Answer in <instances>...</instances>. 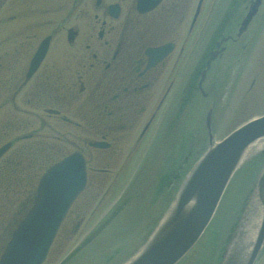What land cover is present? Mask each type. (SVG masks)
Instances as JSON below:
<instances>
[{
    "label": "rangeland",
    "instance_id": "obj_1",
    "mask_svg": "<svg viewBox=\"0 0 264 264\" xmlns=\"http://www.w3.org/2000/svg\"><path fill=\"white\" fill-rule=\"evenodd\" d=\"M19 1L20 0H0V144L8 139L19 138L22 135H30L26 134L29 131L33 132L34 135L15 143L0 157V237H2L5 231L8 233L7 236H9L16 223L30 207L35 185L41 174L40 172L47 166L46 164L51 161V157L48 159V156L46 158H41V153H46L54 143L49 137L51 135L49 130H52V126L50 125L55 123L56 128H59L62 126L63 122H61L59 118L56 119L53 116L45 114V110L53 106L62 107L63 111H67L69 118L73 120L77 119L80 123H84L85 121L88 122V119L85 117L87 104L75 105L72 103L68 105L65 103L64 107L57 106L53 98L61 97L63 84L66 85L65 79L70 77V68L67 69L65 66L59 68V60L66 59V54L70 61L75 60L76 57H78V53H80L81 50L83 51L86 42L91 41L93 43V41H95V35L89 37L86 33L79 34L73 43V48L68 46L66 29L69 25L82 24L84 27L88 26V23H92L93 25L90 18L91 15L89 14H86L83 19L76 17L66 18L73 7L70 3L71 0H58L62 2L59 7L60 11L56 10L52 13L49 10L48 14H46L48 12L47 10L44 12L39 11L37 15L22 16L16 19L13 15L16 13V7H20ZM56 1L57 0H53L51 3H43L40 5V8L43 6L46 8L48 4L51 7H56L57 3H54ZM191 1L187 2V0H182L181 14L183 17H181L183 19L180 27L181 31L185 28L188 21V15L193 3H191ZM225 1L228 3L229 0L205 1L202 16L200 17L201 28L192 34L187 43L190 49L193 48L194 55L196 46L197 50H199L205 43L207 38L205 31L210 22L215 20L218 10L221 9ZM234 1L238 2V0ZM215 2L218 4H216V7ZM213 7H215V15L213 14ZM64 9L66 12L63 11ZM261 12L262 23L260 29L256 31V28L252 26L254 29H247L242 34L246 40L243 44L249 46V48L244 55V59L236 63L243 64L244 68L240 75L241 79L237 82L238 85L234 86V90L231 93L232 86H230L218 103L219 109L216 114V120L214 119L213 126V130L215 131L214 140H219L229 130L246 119L264 113V5ZM63 14H65V18ZM212 14L213 17H211ZM36 16L38 17L36 18ZM172 20L176 22L174 18ZM57 26L63 27V30L55 35L48 57L38 70V73L33 77L30 86L25 89L20 97L16 98L20 103V107L37 109V111L42 114V117H44V120H37L35 117L30 116H21L16 111L10 109L9 97L10 95L12 96V93L18 87L22 79H20L21 76L19 74L15 73L16 70L12 76L10 74L15 68L18 70L21 69V73L26 70L30 57L36 49L40 39L45 36V34L57 29ZM198 26L197 28H199ZM247 32H251V35L247 36ZM193 37L194 40L192 41ZM69 50L73 51L69 54ZM84 54L87 57L86 51H83V55ZM71 55L73 56L70 57ZM64 65L67 67L69 66L67 59ZM7 77H9V79ZM180 80L182 81V79H178V77L175 79L176 86L172 95L176 93ZM232 93V100L230 102V107H228V102L230 101L229 99ZM170 98L166 107L158 113V123L156 122L149 133L143 137L138 150L121 170L119 164L122 162L123 153L129 144L130 138L124 137L123 145L120 144L121 146L114 157H112V153H97L93 151L94 153L96 152L95 156L97 155V157L90 162L92 170L100 167H108L112 171L120 170L121 173L118 178L122 179L118 181L117 178L115 180L117 181L116 184H114V181V192L111 190L110 195L104 199V203L100 209L97 212H92L94 202L98 196L96 194H98L104 183L107 185L109 181L106 182L107 177L105 180L101 178H90L88 188L72 205L68 217L62 229H60L57 235L58 237L54 241L44 264L58 263L64 257V254L76 243L89 239H91V243L83 249L86 251L82 252L78 259L86 257L88 261L91 260L93 263L95 261V264H105V262H97V253L107 249L111 243L117 242L121 238L128 236L133 232L135 227H143L146 223L148 224L149 221H152L153 224L156 218L163 213L166 199L169 201L178 184L176 180L161 177L160 174L167 169L169 163L183 156L186 152L189 147V144L186 143V134L189 135V133H192L194 134L195 140L196 138L200 140L199 144L192 147L194 159L200 153L202 147H207L209 145L206 131L202 129L201 123L204 110L202 103L204 101L196 97H194L193 103L185 108L186 114L177 122L174 128L164 131V134L163 132L161 133L159 126L161 125V121L168 114L167 106ZM64 100H68V94L65 95ZM173 103L174 99L169 106ZM70 130V134L68 135L70 138L75 139L71 140L75 143L86 145L85 141L87 142L90 139L96 138L95 132L86 134L87 132H84L83 128L75 126L73 122L70 126ZM158 130L160 131L158 135L155 136ZM199 130L204 131V136L198 134ZM134 132H131V134ZM84 134L88 137L84 142H81L79 139H81ZM79 136L81 137L78 139ZM55 145H60V142L55 140ZM22 146L23 148H21ZM153 146L155 149L152 153ZM21 149L29 150L26 151V154L21 153L16 156V152ZM67 150L70 149L67 147ZM88 150L89 149H87V151ZM259 150L255 152H259ZM255 152H251L249 154L250 156L247 155L243 162L251 158V154ZM105 156H108V158H104ZM40 163H42L41 166H39ZM250 164L251 163H246L242 168L236 171V174L230 180L226 194L227 197H224L221 201L223 206L216 218L217 220L215 219L221 227L225 221V216L231 220V222L229 221L230 224L233 223L232 218L226 213L230 211L232 216L235 210H229L228 205L232 199L239 197L240 191L246 184V179L252 177V170L255 169H253ZM36 165H38V169L34 168ZM229 198L231 200H229ZM116 204L130 206L122 214L120 209L117 218H113L116 213L113 210L111 211V209ZM91 214H93V216H91ZM110 215L111 218H108ZM81 216H83L84 221H88L82 224L80 230L78 229L76 233L71 234L74 235L72 239L69 240V237L65 239V236L70 234L69 229L71 221L75 222ZM213 225L214 221L207 231H210ZM137 235L141 236L142 233L139 232ZM208 239V235L203 233L197 246L192 248L178 264H211L215 262L214 259L210 258V252H212V250L210 249L208 254L209 250H207L204 245L208 243ZM132 240H137V237L130 239L131 243ZM130 242L121 243V245H123L121 249H123L126 244L130 246ZM3 245V242L0 241L1 250ZM80 251L81 250H79V252ZM108 252L114 253L116 251L111 249ZM208 255H210V257ZM213 256L215 257L214 254ZM113 257H117V254ZM257 264H264V255L259 259Z\"/></svg>",
    "mask_w": 264,
    "mask_h": 264
},
{
    "label": "flooded vegetation",
    "instance_id": "obj_2",
    "mask_svg": "<svg viewBox=\"0 0 264 264\" xmlns=\"http://www.w3.org/2000/svg\"><path fill=\"white\" fill-rule=\"evenodd\" d=\"M51 2L53 0H20V7H16L13 17L17 19L22 16L37 15L39 11L45 10L48 11L46 14L49 10L52 13L56 10L60 11L62 2L58 0L54 2L57 3L56 7L48 4L46 8L44 6L40 8L43 3ZM192 2L194 3V0ZM70 3L73 7L66 18L83 19L89 14L93 25L92 23H88L85 27L82 24L69 25L66 29L68 46L73 48V43L79 34L86 33L89 37L95 35V41L85 43L83 51L87 52V57L81 50L78 57L70 61L66 54L68 67L64 65L66 59L59 60V68L63 66L70 68V77L65 79L66 85L63 84L65 92L60 98L54 97L53 100L58 103L57 106L63 107L65 103L87 104L85 117L88 122L80 123L76 120L73 124L83 128L86 134L95 132V139L107 141V149H112V152L117 150L124 137L130 138L133 144L137 145L149 130L157 110L165 104L170 85H166L164 79H173L175 69L187 58L183 45L187 42L193 26L197 24L198 16L195 22H190L188 34L182 43L183 32L180 30L183 19L182 0H161L157 6L145 13L136 11V0H71ZM63 11L66 12L65 9ZM63 17L65 18V14ZM173 18L176 22L172 20ZM229 21L231 20H228V25H230ZM56 28L53 32L45 34V36L50 35V44L55 35L63 30L60 26ZM231 38L235 40L229 34L223 42L217 45L219 39L208 49L198 79H205L206 73L209 76L210 72L215 71L216 64L223 61L222 58L227 55L228 46L224 42ZM167 42L173 43V49L163 58L157 60L155 55L148 53V48ZM177 43L180 45L178 46ZM49 47L37 69L29 76L26 74L28 65L23 73L21 69L15 68L16 74H19L22 80L19 88L17 87L12 94L13 97L20 92L23 83L26 82L25 85L30 83L38 73L47 58ZM72 51L69 50V54ZM210 53L214 56L209 67L206 68L205 63ZM189 72L190 68L187 69L186 78L193 79ZM66 94H68L67 101L64 100ZM45 111L46 114L59 118L68 127L71 125V119L62 107L53 106ZM92 140L86 143L89 144ZM76 145L80 147L79 144ZM79 151L88 163V155L82 148H79ZM76 224H79V221Z\"/></svg>",
    "mask_w": 264,
    "mask_h": 264
},
{
    "label": "water",
    "instance_id": "obj_3",
    "mask_svg": "<svg viewBox=\"0 0 264 264\" xmlns=\"http://www.w3.org/2000/svg\"><path fill=\"white\" fill-rule=\"evenodd\" d=\"M157 1L151 0L148 4L152 6ZM259 3L260 0L253 2L242 28ZM263 135L264 116L246 123L212 146L183 180L153 235L124 264L176 263L208 224L246 148ZM83 183V162L77 155L49 168L40 178L34 204L12 233L0 264H40L59 222ZM255 197L244 211L238 234L222 264H252L264 239V168L257 181Z\"/></svg>",
    "mask_w": 264,
    "mask_h": 264
},
{
    "label": "bare ground",
    "instance_id": "obj_4",
    "mask_svg": "<svg viewBox=\"0 0 264 264\" xmlns=\"http://www.w3.org/2000/svg\"><path fill=\"white\" fill-rule=\"evenodd\" d=\"M262 142H263V140H261L259 143H257L256 145H253L252 146V149L253 150H257V149H259V148H261L262 147Z\"/></svg>",
    "mask_w": 264,
    "mask_h": 264
}]
</instances>
